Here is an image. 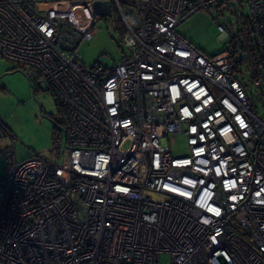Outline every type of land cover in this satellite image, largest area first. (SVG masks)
<instances>
[{"label": "built area", "instance_id": "obj_1", "mask_svg": "<svg viewBox=\"0 0 264 264\" xmlns=\"http://www.w3.org/2000/svg\"><path fill=\"white\" fill-rule=\"evenodd\" d=\"M94 1L0 0V58L53 94L65 126L59 163L2 150L0 264H264V0H232L248 15L216 19L214 56L175 28L230 0H103L109 16ZM113 12L120 59L86 65L81 43Z\"/></svg>", "mask_w": 264, "mask_h": 264}, {"label": "rangeland", "instance_id": "obj_2", "mask_svg": "<svg viewBox=\"0 0 264 264\" xmlns=\"http://www.w3.org/2000/svg\"><path fill=\"white\" fill-rule=\"evenodd\" d=\"M232 0L229 5L210 11H196L175 31L188 43L206 56H214L227 45L226 34L217 28L216 19L225 25H235L236 13L248 15L246 6H237ZM57 9H66L69 4H50ZM221 14V15H220ZM115 24L120 25L118 16L96 17V24L79 47L84 63L91 65L100 58L104 64L111 63V58L119 60L121 51L116 44L119 38ZM252 105L255 113L264 117V88L254 91ZM0 116L10 130L11 138L0 142V176L5 174L4 147L13 144L17 160L31 156H40L59 163L64 149V117L61 106L51 92L43 86L42 90L33 91L26 75L17 69L14 63L0 58ZM173 155H186V139L178 134L168 138ZM170 256L162 255L161 264H169Z\"/></svg>", "mask_w": 264, "mask_h": 264}, {"label": "water", "instance_id": "obj_3", "mask_svg": "<svg viewBox=\"0 0 264 264\" xmlns=\"http://www.w3.org/2000/svg\"><path fill=\"white\" fill-rule=\"evenodd\" d=\"M93 10L98 15H107L111 14V6L108 1L96 0L92 3Z\"/></svg>", "mask_w": 264, "mask_h": 264}, {"label": "trees", "instance_id": "obj_4", "mask_svg": "<svg viewBox=\"0 0 264 264\" xmlns=\"http://www.w3.org/2000/svg\"><path fill=\"white\" fill-rule=\"evenodd\" d=\"M116 44H117V42H116ZM61 111H62V109H61Z\"/></svg>", "mask_w": 264, "mask_h": 264}]
</instances>
